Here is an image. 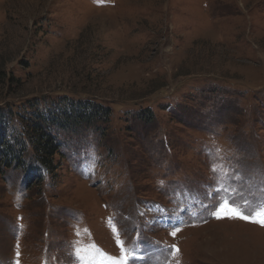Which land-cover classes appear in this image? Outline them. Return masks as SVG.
<instances>
[{
	"label": "rangeland",
	"instance_id": "1",
	"mask_svg": "<svg viewBox=\"0 0 264 264\" xmlns=\"http://www.w3.org/2000/svg\"><path fill=\"white\" fill-rule=\"evenodd\" d=\"M62 99L109 122L47 126L52 176L5 164ZM0 115V264H111L117 239L128 264H264V226L212 215L264 200V0H0Z\"/></svg>",
	"mask_w": 264,
	"mask_h": 264
},
{
	"label": "trees",
	"instance_id": "2",
	"mask_svg": "<svg viewBox=\"0 0 264 264\" xmlns=\"http://www.w3.org/2000/svg\"><path fill=\"white\" fill-rule=\"evenodd\" d=\"M48 109H33V115L27 121L28 130H24L22 139H15V144L7 143L2 146V161L4 163L17 161L20 163L21 154L26 150L30 152L31 161L40 163L45 167L51 176L55 173V156L59 154V145L55 138L47 129V126L66 127L72 124H86L93 126L96 124L108 123L112 110L103 103H93L90 100H83L71 103L70 100L62 99L61 103L52 105ZM139 114L143 120L151 118L149 109ZM0 131L5 129L4 120L1 121ZM95 126V127H96ZM16 131V129H14ZM18 132H21L17 130ZM31 182V181H29Z\"/></svg>",
	"mask_w": 264,
	"mask_h": 264
},
{
	"label": "snow or ice",
	"instance_id": "3",
	"mask_svg": "<svg viewBox=\"0 0 264 264\" xmlns=\"http://www.w3.org/2000/svg\"><path fill=\"white\" fill-rule=\"evenodd\" d=\"M212 171L214 173L217 172L216 165H213ZM227 175V173H224ZM218 191V190H217ZM236 189H230V192H234ZM241 197V201L237 202L235 197H232L231 200L229 198H225L220 201L215 206V211L212 212V215L217 216V218H221L224 215L229 216L230 218H240L245 219L249 222L259 223L261 226H264V200L256 201L253 199H249L245 197L243 191L239 192ZM250 210V211H249ZM175 235V233H172ZM117 246L120 248V256L119 257H109L111 264H128L129 260L133 257H130L129 253L134 250L128 249L125 246V243L119 239H117ZM95 248V245L91 246ZM174 247V246H173ZM86 249L77 248V254L81 251H85ZM107 256V254H102Z\"/></svg>",
	"mask_w": 264,
	"mask_h": 264
}]
</instances>
